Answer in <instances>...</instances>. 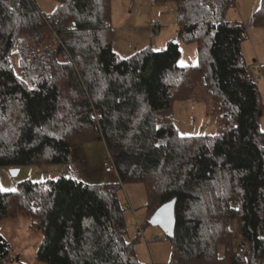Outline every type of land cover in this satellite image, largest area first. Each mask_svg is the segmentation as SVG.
Returning <instances> with one entry per match:
<instances>
[{
    "label": "trees",
    "instance_id": "trees-1",
    "mask_svg": "<svg viewBox=\"0 0 264 264\" xmlns=\"http://www.w3.org/2000/svg\"><path fill=\"white\" fill-rule=\"evenodd\" d=\"M56 1L45 15L33 0H0V168H68L72 144L97 141L118 182L23 181L0 192V222L27 218L42 264H143L118 197L141 184L145 224L170 243L166 264H264L263 105L241 53L247 26L226 20L236 0H152L175 4L178 38L197 46L193 67H179L172 42L114 53L112 0ZM249 25L264 30V0ZM198 89L219 133L180 136L173 105ZM9 258L0 235V264Z\"/></svg>",
    "mask_w": 264,
    "mask_h": 264
},
{
    "label": "rangeland",
    "instance_id": "rangeland-1",
    "mask_svg": "<svg viewBox=\"0 0 264 264\" xmlns=\"http://www.w3.org/2000/svg\"><path fill=\"white\" fill-rule=\"evenodd\" d=\"M33 1L45 15L51 14L58 6L56 0ZM259 2L260 0H236L234 7L227 12L226 20H240L247 26V39L241 44V53L246 65L252 68L254 82L260 93L263 111L259 126L264 131V76L258 73L254 65L264 63V30L251 27L248 21L251 13L258 8ZM110 21L115 32L112 50L121 58H127L148 46L155 51H162L169 42H172L178 44L180 51L179 67H193L198 62L196 44L185 43L178 38L176 7L173 3L155 6L152 0H112ZM154 26H159V33L153 32ZM19 60L20 55L15 47L11 57L14 68L18 67ZM210 107L209 95L203 89L196 90L188 101L176 102L173 105V118L180 136H208L219 133V121L211 114ZM71 150L74 159H77L79 151L84 152L83 155L87 157L88 164L93 169L99 167L107 156L104 144L97 141L72 144ZM78 169L79 167L75 170ZM12 170L0 168V187L16 189L23 181L38 183L56 180L62 176L69 177L66 166L62 165L45 168L22 167L18 169L16 175L12 174ZM118 197L124 207L126 239L136 243L135 253L139 262L166 264L170 258V243L160 228L145 224L146 212L143 206L146 194L143 185H123ZM163 221L166 224L170 223L166 213ZM135 224L143 225L144 240L142 238L136 240ZM30 225L31 222L24 217L0 222V235L9 245L8 264H42L36 259L41 235ZM233 230L237 234L235 223Z\"/></svg>",
    "mask_w": 264,
    "mask_h": 264
},
{
    "label": "crops",
    "instance_id": "crops-1",
    "mask_svg": "<svg viewBox=\"0 0 264 264\" xmlns=\"http://www.w3.org/2000/svg\"><path fill=\"white\" fill-rule=\"evenodd\" d=\"M250 16H249L248 21L250 20ZM238 21H240V20H238ZM254 65H256V64H254ZM83 154H84V152L79 151L77 159H74L73 153L71 154V160H70V163H69L68 168H67V171L69 173V175H68L69 177H75L78 180L83 181L84 183H87V184H104V183H117L118 182V178H117V175L115 172L107 173L102 168V164L106 158L103 160V162L101 163V165L99 167L93 169L89 166L88 161H87L88 159ZM77 166L79 167V169L75 170L76 168H78ZM80 170L82 171L81 173L79 172ZM135 221H136V223H138L137 219H135ZM150 225L160 228L158 226V224H156V223H151ZM135 227H136V224L134 225V229H135ZM160 230L165 233L164 229L160 228ZM141 234H142L141 238L144 240V236H143L144 227H142ZM135 235H136V240L141 239V238L137 237L136 229H135Z\"/></svg>",
    "mask_w": 264,
    "mask_h": 264
},
{
    "label": "built area",
    "instance_id": "built-area-1",
    "mask_svg": "<svg viewBox=\"0 0 264 264\" xmlns=\"http://www.w3.org/2000/svg\"><path fill=\"white\" fill-rule=\"evenodd\" d=\"M159 30V26H154V31L155 32H158ZM53 37L55 38V35H53ZM256 70L258 71V73L261 75V76H264V63H257L256 64ZM102 167L104 169L105 172L109 173V172H115L114 170V165L112 163V160L111 159H106L103 164H102ZM136 230H137V235L141 236V229H140V226L139 225H136ZM260 264H263V263H260Z\"/></svg>",
    "mask_w": 264,
    "mask_h": 264
},
{
    "label": "snow or ice",
    "instance_id": "snow-or-ice-1",
    "mask_svg": "<svg viewBox=\"0 0 264 264\" xmlns=\"http://www.w3.org/2000/svg\"><path fill=\"white\" fill-rule=\"evenodd\" d=\"M93 118L95 119V117ZM7 191L15 192L16 190L15 189H5L3 187H0V192H7ZM261 239H264V237H261Z\"/></svg>",
    "mask_w": 264,
    "mask_h": 264
},
{
    "label": "water",
    "instance_id": "water-1",
    "mask_svg": "<svg viewBox=\"0 0 264 264\" xmlns=\"http://www.w3.org/2000/svg\"><path fill=\"white\" fill-rule=\"evenodd\" d=\"M17 173H18V169H13V170H12V174H13V175H16Z\"/></svg>",
    "mask_w": 264,
    "mask_h": 264
}]
</instances>
